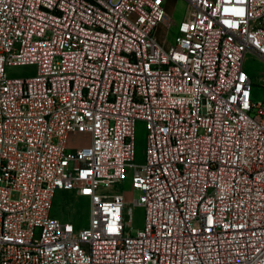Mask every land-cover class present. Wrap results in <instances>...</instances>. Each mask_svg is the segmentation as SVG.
<instances>
[{
	"label": "built area",
	"instance_id": "1",
	"mask_svg": "<svg viewBox=\"0 0 264 264\" xmlns=\"http://www.w3.org/2000/svg\"><path fill=\"white\" fill-rule=\"evenodd\" d=\"M185 1L164 45L169 0H0V264H264V104L245 65L264 60V0ZM126 179L135 231L111 190ZM57 189L89 200L87 226L51 215Z\"/></svg>",
	"mask_w": 264,
	"mask_h": 264
},
{
	"label": "rangeland",
	"instance_id": "2",
	"mask_svg": "<svg viewBox=\"0 0 264 264\" xmlns=\"http://www.w3.org/2000/svg\"><path fill=\"white\" fill-rule=\"evenodd\" d=\"M190 7L185 0H169L167 10L172 18V27L168 31L162 26L156 30L157 38L160 43L167 45L174 42L176 35V24L183 20L188 14ZM246 69L253 78L252 99L254 102L264 104V60L257 58L253 54H248L246 58ZM36 72L35 65H11L7 66L5 73L8 77H27ZM148 130L145 121L136 123L135 144H136V161L142 162L145 157V148L147 142ZM89 142L87 134H74L70 137L69 143L72 146H82ZM112 191H118L123 194L129 210L128 218L133 221V231L142 226L143 208L135 206L132 202L140 196V191H134L131 181L126 179L118 182L111 187ZM51 215L65 222H72L78 228L87 226L89 223L90 203L85 197H80L74 191L57 189L55 191Z\"/></svg>",
	"mask_w": 264,
	"mask_h": 264
}]
</instances>
